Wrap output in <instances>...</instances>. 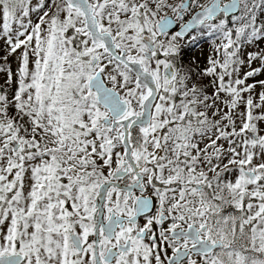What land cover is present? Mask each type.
I'll return each instance as SVG.
<instances>
[{
  "label": "snow or ice",
  "instance_id": "6c2138e0",
  "mask_svg": "<svg viewBox=\"0 0 264 264\" xmlns=\"http://www.w3.org/2000/svg\"><path fill=\"white\" fill-rule=\"evenodd\" d=\"M0 264H264V0H0Z\"/></svg>",
  "mask_w": 264,
  "mask_h": 264
}]
</instances>
